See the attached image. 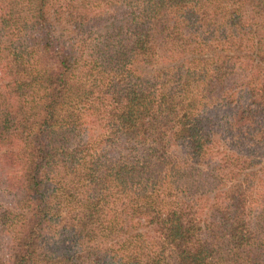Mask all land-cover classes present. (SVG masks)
Here are the masks:
<instances>
[{
  "label": "trees",
  "instance_id": "obj_1",
  "mask_svg": "<svg viewBox=\"0 0 264 264\" xmlns=\"http://www.w3.org/2000/svg\"><path fill=\"white\" fill-rule=\"evenodd\" d=\"M0 264H264V0H0Z\"/></svg>",
  "mask_w": 264,
  "mask_h": 264
}]
</instances>
